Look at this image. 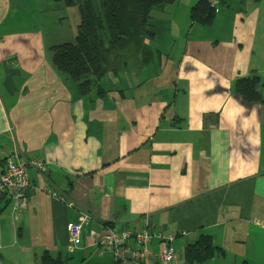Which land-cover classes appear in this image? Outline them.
I'll use <instances>...</instances> for the list:
<instances>
[{
  "label": "crops",
  "instance_id": "1",
  "mask_svg": "<svg viewBox=\"0 0 264 264\" xmlns=\"http://www.w3.org/2000/svg\"><path fill=\"white\" fill-rule=\"evenodd\" d=\"M192 3L151 12L152 43L170 32L175 59L143 77L158 88L113 86L96 97L78 96L54 70L42 30L17 28L44 22L39 0H0V173L11 153L47 160L27 175L56 192L38 191L16 209L0 196V264H41L44 251L61 264H138L116 261L96 239L142 229L172 234L177 264L201 234L221 251L199 264H264V109L232 86L251 75L264 84V0H214L206 26L190 21ZM61 23L67 38L69 19ZM80 212L69 247L66 225ZM149 248L141 264H161L159 240Z\"/></svg>",
  "mask_w": 264,
  "mask_h": 264
},
{
  "label": "trees",
  "instance_id": "2",
  "mask_svg": "<svg viewBox=\"0 0 264 264\" xmlns=\"http://www.w3.org/2000/svg\"><path fill=\"white\" fill-rule=\"evenodd\" d=\"M57 1L66 6H76L79 19L73 41L49 47L50 64L56 72L75 83L78 96L94 94L102 97L108 91L102 86L108 74L116 76L117 73H133L141 67L147 70L156 68L153 66L155 57L160 55L152 45L154 32L149 27L151 12L156 5L179 0ZM215 18L216 8L210 0H193L189 11L191 22L206 26L212 24ZM148 75L146 72L145 76ZM263 85L256 75H251L235 78L232 86L243 100L258 102L264 109V98L260 96ZM220 251L212 236L201 234L192 244L183 247L182 263L199 264ZM40 262L61 264L59 257L52 258L46 251L40 255Z\"/></svg>",
  "mask_w": 264,
  "mask_h": 264
},
{
  "label": "built area",
  "instance_id": "3",
  "mask_svg": "<svg viewBox=\"0 0 264 264\" xmlns=\"http://www.w3.org/2000/svg\"><path fill=\"white\" fill-rule=\"evenodd\" d=\"M210 4L214 5V0H210ZM11 153L4 160V167L0 173V196L9 195L14 200V209L22 207L28 196L41 191L55 197L56 192L46 187H37L31 185L27 175V167L31 166L37 171L44 170L49 161L31 158L26 160L15 159ZM73 205L68 202V206ZM86 216L80 212L78 221L67 225V241L70 246L78 243L81 223ZM152 238L159 240L158 255L161 264H177L175 252L171 245L173 240L172 234H163L150 229H142L131 232L123 230L120 234L110 231L102 235V238L96 239L98 245L105 247L111 251L115 260L121 263L135 262L144 263L151 254L149 244Z\"/></svg>",
  "mask_w": 264,
  "mask_h": 264
},
{
  "label": "rangeland",
  "instance_id": "4",
  "mask_svg": "<svg viewBox=\"0 0 264 264\" xmlns=\"http://www.w3.org/2000/svg\"><path fill=\"white\" fill-rule=\"evenodd\" d=\"M50 2H51L50 0H39L40 3L39 11L38 13L37 11H34L37 15L41 14L43 17L46 16V19L44 20L43 23L40 21L38 17V19L32 23H23L20 25H16L17 28H31V29L39 28L40 30H42L45 38V42L47 43L48 46L46 49V54L49 55V59L51 54L49 46L53 45V41L55 42L54 44L73 41L74 35L76 33V24H77L76 21L78 22L79 19V11L76 10V6L75 8H73L72 6H66L62 4L61 6H59L61 9H63L62 12L60 8H56L52 4H49ZM46 8H51V9H49L48 11H44ZM158 8L159 6L156 5L152 10L153 13H155L158 10ZM68 19H69V23H68ZM62 21L68 23L67 38L65 36L66 33L65 25L61 23ZM162 35L163 36L167 35L169 39L164 38L161 41L162 44L161 43L158 44L156 41L152 43L154 48H156L158 52L161 54L160 57L158 56L155 57L156 60L154 61L153 66H155L156 69L162 68L163 70H167V68L168 67L170 68L175 62V59L173 57H170L171 56L170 39L172 38V35L170 32L164 33ZM164 57L168 58V63H165ZM146 72L150 75L155 73V71H151L150 68L147 70L146 67H143L141 69L139 68V70L136 69V71L133 73L127 72L126 74H122L125 78H123L122 76L116 77L113 74H108L107 76L104 77L102 81V86L105 88L116 86L117 88H121L123 92L127 94L141 93L143 90L138 91L136 85L142 83L143 81L142 79L143 77H145ZM163 74L164 76L166 75L165 72ZM121 83L124 84L125 87H122ZM143 84L150 89L158 88L155 84L149 81H146ZM168 86L169 84L166 85L165 87H162V89H167ZM67 264H72V263L68 262Z\"/></svg>",
  "mask_w": 264,
  "mask_h": 264
}]
</instances>
